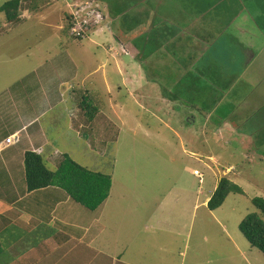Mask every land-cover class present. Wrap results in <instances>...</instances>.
Segmentation results:
<instances>
[{"label":"rangeland","instance_id":"374dc122","mask_svg":"<svg viewBox=\"0 0 264 264\" xmlns=\"http://www.w3.org/2000/svg\"><path fill=\"white\" fill-rule=\"evenodd\" d=\"M8 1L11 0H0V7ZM85 2L86 0H56L42 4L40 10L33 13L27 1L22 4L21 9L24 12V21L18 25H6L5 16L0 11V93L7 90L16 78L34 76L37 70L53 77L54 72L46 71L50 68L48 62L63 53L68 60L54 62L60 69L61 77L64 76L61 91L78 101L85 93L83 89H89L91 105L101 112L95 132L97 137H103V141L105 140L101 147L102 155L89 159L87 164L91 166V170L98 169L101 174L112 176V198L109 197L110 191L106 196L104 180H100L94 189L89 191L87 186L81 184L84 176L81 173L72 168L60 169V173L57 172L58 176H65L59 183L68 185L69 181L75 182V187L78 188L73 196L74 209L80 214H89L83 217L75 215L77 223L85 226L86 222L95 219L108 198H111L106 207L112 220L107 217V222L115 221L116 216L119 222L122 219L125 223L126 219H130L131 212L141 209L151 211L154 208L157 218L165 211L164 215L168 218L166 223L171 220L173 225V219L180 221V240H167L171 243L168 248L173 253L166 259L165 264H264V255L258 249L252 248L239 231V224L249 214L258 215L264 222V215L251 203L252 198H264V121L261 116H258V119H247L231 114L230 119L222 121L215 115L212 120L208 114L200 113L197 108H203L204 105L201 100L193 99L191 90L187 88L191 82L184 79L180 83L181 77L176 66H182L183 54L175 58L164 57L166 65L161 64V67L141 63L143 59L140 54L139 59L131 55L140 51L139 44L143 46L144 53H149L152 49L150 46L146 47L147 39H142L144 34H140L139 27L133 26L131 32L136 40L130 42L134 43L136 50L132 45L123 48L116 39L115 27L113 28L112 18L108 13L111 8L107 3L102 2L105 13L102 28L91 31L81 41L70 40L63 31L66 15L77 10L85 11L86 8L82 7ZM263 4L264 0H260V7L257 9V17H261L262 24ZM235 13L231 7V14ZM154 16L152 23L148 24V32L150 28L152 31H161L170 27V24L163 20L165 16L163 19L155 14ZM262 31L264 33L263 25ZM227 32L231 34V31ZM261 41H264V35L257 42ZM210 44L211 41L205 39L202 50L209 48ZM197 46L200 47V43ZM202 50L198 52L201 53ZM165 51L164 48L162 54L167 56ZM125 53L130 56L124 59H131L133 64L125 62L122 65L121 68L127 70H123L122 76L116 71L115 65L120 55ZM208 53L212 55L210 49ZM88 55L91 56V61L87 64ZM73 58L81 68L78 76L81 81L69 77L73 73L66 72L72 67L70 60ZM105 58L108 71L104 67L98 69ZM146 63H149L148 59ZM263 63L264 61H257L260 66ZM255 66L257 65L253 68ZM253 68L252 72L258 74L259 68ZM261 68L264 70V66ZM238 70L242 71L241 68ZM131 72L137 76L135 83L131 81ZM247 76L248 74L243 77L247 82L243 80L245 85L241 89L233 86L229 93L224 92L226 94L221 106L227 111L228 100H234L236 106V96L241 93L240 98L244 102L252 91L257 90L256 82L252 83L251 76ZM239 80L241 82V79ZM170 92L177 95L176 101L172 99ZM159 96L168 97L167 99L173 102L172 108L167 107V104H159ZM74 102L72 100L66 106L73 107ZM151 110H154L155 117L150 114ZM116 114L119 117L117 120L107 119L115 117ZM5 117L3 112L2 118ZM68 124L69 122H64L55 126L49 137L56 139ZM89 134L87 133V137ZM69 142L75 148H87V144L79 138L69 139ZM61 154L63 156L60 158L68 154L69 158L76 162L74 153L65 151ZM67 162L66 159L63 164ZM78 163L85 164L80 160ZM67 166L70 167L69 163ZM52 170L57 169L52 167ZM194 172H198L199 176ZM224 177L241 187L245 195L232 193L219 209L209 211L204 202L210 199L219 181ZM22 186H25V181L20 186L16 185V189L20 188L22 192ZM54 186L68 194L63 187L55 184ZM5 193L6 197H3L7 201L8 197H12V189L10 192L5 190ZM121 194L128 196L123 197ZM16 205L19 207L22 203L18 202ZM115 211H124V216L122 217L121 213L114 215ZM173 215L178 217L173 218ZM7 219L9 220L4 218V224H8L4 228L6 231L0 228V243L3 249L9 243L18 242L19 244H16L22 246L24 239L37 243L43 239V235H53L46 234L42 229L38 235L36 232L29 234L24 227L11 223L14 221V214L9 215ZM103 220L106 221L104 217ZM151 222L155 220L152 219ZM152 224L159 226L157 222L147 223V226L153 227ZM221 225L225 228H221ZM150 230L156 231L157 227ZM142 232L139 239H133L129 252L140 253L144 264H156L150 263V258L163 261V255L159 254L158 249L149 246L151 238L147 235H150V232L146 229ZM20 238L24 239L20 241ZM0 261L4 259L0 258Z\"/></svg>","mask_w":264,"mask_h":264},{"label":"crops","instance_id":"0c3cea01","mask_svg":"<svg viewBox=\"0 0 264 264\" xmlns=\"http://www.w3.org/2000/svg\"><path fill=\"white\" fill-rule=\"evenodd\" d=\"M101 1L107 3L111 8L109 16L112 18L113 28L115 27L116 39L123 48L129 45L134 48V43L130 41L136 40L134 34L127 33L129 30L122 26L125 23L122 17L123 10L127 11L126 14L130 18H136L134 23L145 25L144 28L137 26L140 34H144L142 39H154L163 45L162 48L149 54L148 58L142 56L141 50V52L137 51V54L131 55L139 59L140 54V58L143 59L141 63L161 67V64L162 66L166 65L164 57L175 58L177 55L183 54L182 61L180 60L182 66H176L181 77L180 83L184 79H189L188 82L191 84L187 85V88L191 90L193 99L201 100L200 102L204 105L203 108H197L200 113L208 114L207 116L212 117V120L214 115L217 119L225 121L230 119V116L237 114V116L247 119L252 117L258 119V116H261L264 121V70L261 68L264 63L261 66L257 64V61H264V41L257 42L262 39L264 33L258 29L255 23L258 21L262 24L261 17L260 19L257 17L260 0ZM23 3L26 4L27 1L22 0ZM231 7L233 11H236L235 14H231ZM116 8L121 9L122 14L113 16L111 12ZM29 9H31L30 6ZM21 11L23 14V10ZM261 11L262 16L264 15V4ZM154 14L161 18L165 16V19H162L169 23L170 27L161 31H152L150 28L148 32V24L152 23L155 18ZM115 23H117L116 26ZM227 30L231 31V34ZM205 39L211 41V44L209 48L202 50ZM198 43H200V47L197 46ZM164 48L167 56L162 54ZM209 49L212 52L211 56L208 53ZM201 50V53L198 52ZM127 56L130 54H122L116 60L115 69L122 76L123 70L127 71L121 68L122 65L125 62L133 64L131 59H124ZM146 59L149 60V63H146ZM65 60L68 58L65 57V54L60 53L48 62L50 68L46 71L54 72L53 77L48 74L44 75L42 71L37 70L34 76L25 75L19 79L16 78L7 87V90L0 93V228L5 230V225L8 224H4V218L9 220L7 217L14 214V221L11 223L24 227L29 234L36 232L38 235L41 233V229L46 234H55L50 237L43 235V239L37 243L20 238V241L24 239L21 242L22 246L15 242L9 243L4 249L1 247L0 256H6L0 257L4 259V261H0V264H144L140 253L131 254L129 249L132 248L133 239L137 237L139 239V235L145 229L150 232V235H147L151 238L149 246L152 245L153 249L157 248L159 254L163 255V261L150 258L149 262L165 264L166 259L170 258L173 253L168 248L171 243L167 240L176 241L177 239L178 242L181 235L180 221L173 219V225L171 220L166 223L165 220L168 218L164 215L165 211H162V214L157 218L155 208L151 211L141 209L138 212H131L130 219L128 221L126 219L128 223H123L122 219L119 222L116 216H114L115 221L107 222L109 210L106 205L112 198L111 193H114V189H111L109 196L111 198L105 202L99 215L89 223L86 222L84 226L77 223L75 215L83 217L84 215L89 216V214L77 212L72 203L73 199L57 186H50L34 192L27 190L24 168L26 152L42 156L51 170L52 167L58 169L64 159L60 158L63 156L61 152L74 153L78 160L85 163L80 165L89 170H91V166L87 164L89 159H95L96 156L101 157L102 155L101 147L105 140L103 141V137H97L95 132L101 112L93 121H88L78 107L79 101H76L70 94L61 91L64 76L61 77L60 69L54 65V62ZM90 61L91 56L88 55L87 64ZM104 61L107 59H102L98 69L108 67ZM70 62L72 67L66 72L73 73L69 77L81 81L78 77L81 72L80 66L77 65L74 58ZM254 65L257 66L253 68ZM238 68L244 72L242 73ZM252 68H259L258 74L253 73ZM247 74V77L251 76L252 83L256 82L257 90L252 91L244 102L240 98L241 93L236 96V106L234 100H228L227 111L221 106L224 102L223 96L226 94L224 92L229 93L233 86H238V89H241L245 85L244 81L247 82L243 79ZM131 75V81L135 83L137 76L134 72H131ZM209 78L215 79L218 86L209 82ZM83 90L86 93L89 89L84 88ZM169 94L173 95L172 99L176 101L174 94L172 92ZM202 94L204 95L201 98ZM167 98L159 96L158 103L167 104V107L172 108L173 102ZM72 100L75 101L73 103L75 106L67 107L66 105ZM3 112L5 118H2ZM150 114L155 117L154 110H151ZM114 118L117 120L116 118L119 117L117 114L113 118L107 117L111 121ZM191 119L195 120V118ZM64 122H69L68 127L62 130L56 139L50 138L49 133L54 130V127ZM87 133H90L88 137ZM11 136L13 141L10 144L6 143V139ZM72 138L83 140L87 144V148L82 146L75 148L69 142V139ZM64 155L68 156V154ZM77 159L76 163H78ZM91 171L101 173L98 172V169ZM23 181H25V186H22L24 189L21 192L20 188L16 189V185L20 186ZM8 188L12 189V197H8L5 201V190L10 192ZM121 196L126 197L128 194H121ZM208 201L209 199L204 203L207 205ZM18 202L22 203L19 207L24 206V208L17 207ZM90 211L92 212V210ZM122 212L115 211L114 215L121 213L123 217ZM103 217L106 221L103 220ZM175 217L178 215H173V218ZM109 219L111 218L109 217ZM152 219L159 226H155V224H152L153 227L147 226V223H155L151 222ZM120 223L123 224L118 226ZM149 227L154 230L157 227V230L151 231ZM220 227L225 228L223 225ZM224 231L226 232L227 229ZM185 248H187V242Z\"/></svg>","mask_w":264,"mask_h":264},{"label":"trees","instance_id":"16d2710c","mask_svg":"<svg viewBox=\"0 0 264 264\" xmlns=\"http://www.w3.org/2000/svg\"><path fill=\"white\" fill-rule=\"evenodd\" d=\"M26 1L29 2V6L31 7L32 12L37 13L40 10L41 8L40 6H42V4H48L49 2L50 3L55 2L56 0H37V1L36 0H32V1L26 0ZM97 1H99L101 4L103 2L101 0H97ZM21 7H22V0H11V1L4 3L0 7V11L5 16L6 25H10V24L18 25L24 21V18L22 17ZM123 12L124 14H122L121 9L116 8L112 10L111 14L113 16L114 15L118 16L122 14V17L125 20V23L122 26L123 27L125 26L124 28L125 29L127 28V30H129V32L127 33L132 34L131 31H133L134 29L133 26L134 27L139 26L140 28L145 27V25H142L140 23L139 24L134 23V19L136 18H130L126 14L127 13L126 10H123ZM250 15L252 14L250 13ZM65 21H66V26L63 29V31L65 32L64 34H66L67 37L70 38V40L72 39V41L83 40V38L76 36L75 33L79 29L71 24V18L69 14L66 15ZM255 23L257 24L258 29L262 31V25L264 26V24H260L258 23V21ZM95 29H96L95 26L91 27L92 31ZM147 43L148 44L146 45V47L150 46V48L152 49L147 54L144 53L143 46L141 47L139 44V49L142 51V56L144 58H148L149 54L153 53L154 50L162 48L161 46H163L161 42H158L153 39L147 40ZM208 80L215 86H218L217 81L215 79L209 78ZM225 91H227V89H225ZM89 93H90L89 90H87L86 93L82 94L81 100L78 99L79 101L78 107L88 121H93L96 118L97 114L99 113L98 111L99 109L91 105L92 103L89 99L91 94ZM174 97L177 98V95L174 94ZM66 159L70 167L67 166V163L63 164ZM24 168H25L26 186L29 192L43 190L50 186H54L55 184V185L63 187V189L67 191V193L73 199L75 191L78 190L77 186L75 187V184H74L75 182L69 181V183H67L68 185L59 183L60 181L64 180L65 176L63 174L58 176L57 174V172L60 173L59 172L60 169L66 170L69 168H72L73 170L84 175L82 178L81 184L83 186H87V190L89 188V191H92L94 189V186L100 180H104L105 187H106V196L109 193L108 191H110V185H111L110 175H103L101 173L93 172L89 170L88 168L83 167L80 164L76 163L71 158H69L67 155H64V160L60 163V165L58 166V169L56 171H53L51 170V168H49V166L47 165L46 161L44 160L42 156H40L39 154L33 153V152H26L24 155ZM232 193L245 195V192L241 187L236 185L234 182H232L228 178H225V177L222 178L219 181L216 190L214 191L209 201L207 202V206H206L207 209L209 211H214V210L219 209L223 205L226 198ZM106 196H104V198ZM251 203L262 215H264V198L263 197L252 198ZM239 231L241 232V234L244 236V238L247 240V242L250 244L252 248L258 249L264 255V222L260 219L258 215L256 214L247 215L239 224ZM1 252L2 250L0 246V254Z\"/></svg>","mask_w":264,"mask_h":264},{"label":"built area","instance_id":"2783aa9c","mask_svg":"<svg viewBox=\"0 0 264 264\" xmlns=\"http://www.w3.org/2000/svg\"><path fill=\"white\" fill-rule=\"evenodd\" d=\"M85 7V11H75L71 12V24L78 28L76 31V36L80 38H85L92 31L91 27L99 28L102 26V21L105 17L104 10L102 9V4L97 0H86L82 5ZM13 141V137L6 139V143L10 144ZM195 175L199 176L198 172H194ZM201 183V181H200Z\"/></svg>","mask_w":264,"mask_h":264},{"label":"clouds","instance_id":"9594fccd","mask_svg":"<svg viewBox=\"0 0 264 264\" xmlns=\"http://www.w3.org/2000/svg\"><path fill=\"white\" fill-rule=\"evenodd\" d=\"M100 3V2H99ZM99 28H102V26H100ZM98 29V28H97Z\"/></svg>","mask_w":264,"mask_h":264}]
</instances>
